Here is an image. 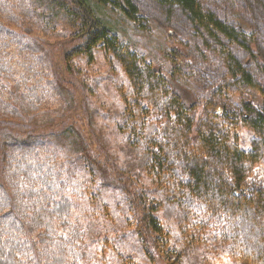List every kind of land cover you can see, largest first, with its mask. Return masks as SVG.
Returning a JSON list of instances; mask_svg holds the SVG:
<instances>
[{"label": "trees", "instance_id": "16d2710c", "mask_svg": "<svg viewBox=\"0 0 264 264\" xmlns=\"http://www.w3.org/2000/svg\"><path fill=\"white\" fill-rule=\"evenodd\" d=\"M157 2L190 26L196 57L172 74L219 69L204 116L106 24L117 11L140 25L136 0H0V264H264L261 18L243 0L225 19ZM98 49L117 97L103 138L84 122Z\"/></svg>", "mask_w": 264, "mask_h": 264}, {"label": "rangeland", "instance_id": "374dc122", "mask_svg": "<svg viewBox=\"0 0 264 264\" xmlns=\"http://www.w3.org/2000/svg\"><path fill=\"white\" fill-rule=\"evenodd\" d=\"M200 1L207 6V9L216 11L218 16L222 18L225 16H223L221 9L229 14L232 13V5L229 4L227 6L226 2H234V0ZM257 2L259 3V0ZM136 3L139 5L141 12L145 16V19H143L140 25L132 24L124 19L117 11H113L106 16L103 15L105 20H107L106 24L113 29L119 37L127 41L137 53L144 55V57L151 62L156 69L160 70L167 79L169 78L168 80L171 81L174 90H176L175 92L181 96L186 104H194L198 102L201 99V91H204L208 87L207 80L208 83L213 81L212 74L218 72L219 69L216 68L217 66L214 64L213 68L206 69V72L202 76L199 72H196L198 78L195 77L193 80L202 86L200 90L195 89L194 81L191 77L185 78L184 76L179 75V72L175 73L176 75L172 74L171 66L173 64L177 63L179 64V69H184V62H186L187 59L190 60L196 57L190 51V26L184 12L178 6H173L171 7L172 9H168L169 7L160 5L157 0H136ZM243 4L247 9L253 11L254 8L257 10L255 13L261 18L259 21L261 24L260 28L264 31V5L262 4L263 7H261V11L260 7L258 8L257 4L253 3V0H243ZM247 9L243 8L241 14L246 16ZM56 43L50 44L49 48L47 47L52 55L53 53L58 52L59 44L57 45ZM96 52H98L96 55V61L91 65L90 71H95L96 73L93 76L101 77L102 79L99 81L98 85L94 84L96 87L93 88L94 91L92 90L93 94H89L87 98L83 95V98L86 99V101L84 100V122H90L94 125L100 123L101 126H98L97 133L100 138H103L102 133L104 124L108 122L107 114L114 111L117 106V97L111 87L112 82H110L105 73L106 68L114 63V61H110V59L103 53L102 49H98ZM260 53H262V55L264 54V42L262 52ZM196 63L199 62L194 59L192 65ZM180 64H182V66H180ZM205 103L206 99H201L197 104V117L204 116V109L211 108V106H206ZM91 130V127H87V131L90 133V138L99 142V137L96 136L92 130L95 135L93 136ZM105 147H109L106 140ZM111 159L119 167L124 166L125 161L122 156L112 154ZM196 255H199V252H197ZM206 264H238V262H228L226 256H219L207 261Z\"/></svg>", "mask_w": 264, "mask_h": 264}]
</instances>
